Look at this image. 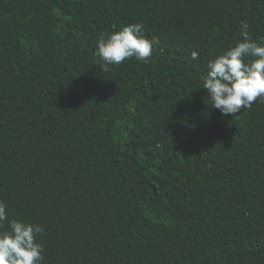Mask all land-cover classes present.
Masks as SVG:
<instances>
[{"label":"trees","instance_id":"1","mask_svg":"<svg viewBox=\"0 0 264 264\" xmlns=\"http://www.w3.org/2000/svg\"><path fill=\"white\" fill-rule=\"evenodd\" d=\"M242 22L264 41V0H0V200L42 264H264V102L200 83ZM130 23L152 55L101 70Z\"/></svg>","mask_w":264,"mask_h":264},{"label":"clouds","instance_id":"2","mask_svg":"<svg viewBox=\"0 0 264 264\" xmlns=\"http://www.w3.org/2000/svg\"><path fill=\"white\" fill-rule=\"evenodd\" d=\"M248 28L242 22L243 40L210 59L206 73L200 77L211 107L224 116L232 117L250 108L258 98L264 102V41H253ZM156 42L155 37L143 35L141 24L130 23L101 36L95 55L102 62L100 69L108 71L110 66H119L130 58L146 62ZM198 55L192 52V59ZM245 57L250 58L248 62ZM43 233L44 228L37 223L9 219L7 204L0 200V264H42L43 245L36 238Z\"/></svg>","mask_w":264,"mask_h":264}]
</instances>
